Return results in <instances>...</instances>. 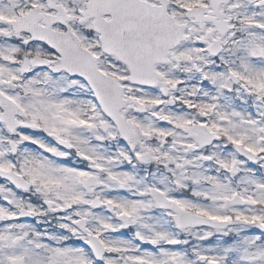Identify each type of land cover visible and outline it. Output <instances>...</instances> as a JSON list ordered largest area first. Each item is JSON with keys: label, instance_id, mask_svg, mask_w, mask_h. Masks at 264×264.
I'll return each instance as SVG.
<instances>
[{"label": "snow or ice", "instance_id": "snow-or-ice-1", "mask_svg": "<svg viewBox=\"0 0 264 264\" xmlns=\"http://www.w3.org/2000/svg\"><path fill=\"white\" fill-rule=\"evenodd\" d=\"M0 264H264V0H0Z\"/></svg>", "mask_w": 264, "mask_h": 264}]
</instances>
